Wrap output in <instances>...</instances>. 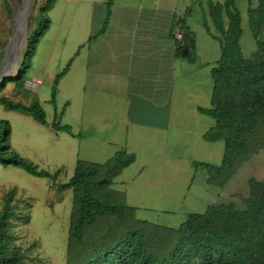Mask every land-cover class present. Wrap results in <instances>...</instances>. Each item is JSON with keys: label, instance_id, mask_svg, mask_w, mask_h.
Masks as SVG:
<instances>
[{"label": "crops", "instance_id": "crops-1", "mask_svg": "<svg viewBox=\"0 0 264 264\" xmlns=\"http://www.w3.org/2000/svg\"><path fill=\"white\" fill-rule=\"evenodd\" d=\"M107 1H56L52 26L32 60L31 68L37 70L32 78L41 81L37 91L44 93L45 75L54 82L73 61L58 86L66 106L55 121L78 139L77 165H102L122 151L135 155L111 189L125 196L139 221L178 229L189 215L205 213L237 194L234 184L240 171L218 190L208 184V172L194 166L223 161L224 143L204 140L215 121L199 111L212 104V71L221 58V44L203 26L207 18L216 34L206 0H113L105 33L92 38L104 27ZM59 7L64 21L84 23L69 32L70 42L60 29L54 40L46 39L56 26L53 14ZM186 15L196 36L195 64L178 55L172 32ZM45 40H52L47 45L50 57L38 67ZM63 43L59 54L64 56L53 58ZM166 216L168 222L179 218L180 226L165 222Z\"/></svg>", "mask_w": 264, "mask_h": 264}, {"label": "trees", "instance_id": "trees-1", "mask_svg": "<svg viewBox=\"0 0 264 264\" xmlns=\"http://www.w3.org/2000/svg\"><path fill=\"white\" fill-rule=\"evenodd\" d=\"M4 1L12 12L9 2ZM15 1L21 4L24 0ZM56 1L36 0L21 70L0 87V106L31 116L43 126L71 133L68 126L57 121L59 117L50 125L38 102L26 106L4 95L9 82L17 88L25 84L38 45L51 27L49 13ZM238 1H205L216 34L207 18L203 26L220 42L221 58L212 71L211 107L199 111L215 121L204 140L222 142L225 149L220 165L194 166L206 170L208 184L218 190L224 189L246 163L264 151V0H245L256 44L251 58L243 53V17ZM106 6L104 27L92 38L104 34L108 27L113 0H108ZM191 12L192 9L187 15ZM187 15L175 23L172 32L173 36L176 29L183 32L182 41H177L178 55L195 64L197 42L187 25ZM36 19L39 27L32 33ZM71 64L72 61L54 80L53 103L60 80ZM11 132L10 123L0 120V165L21 168L33 177L56 180L60 172L52 175L40 170L13 151ZM135 160V155L122 151L102 165L79 162L70 182L61 186L73 191L66 264H264V181L252 178L248 197L233 195L239 198L243 209L236 204H214L205 213L189 215L180 228L173 229L139 221L125 196L111 189L114 180ZM24 195L15 186L0 199V264L44 262L39 241L22 244L14 230L17 223L29 225L32 220L34 200Z\"/></svg>", "mask_w": 264, "mask_h": 264}, {"label": "rangeland", "instance_id": "rangeland-1", "mask_svg": "<svg viewBox=\"0 0 264 264\" xmlns=\"http://www.w3.org/2000/svg\"><path fill=\"white\" fill-rule=\"evenodd\" d=\"M24 1L20 4L14 0V4L17 7L16 11L19 8H22V10L25 9V5L29 0L23 6ZM238 5L244 19V35L242 38L243 53L246 58H251L252 54L256 51V44L248 24L246 13L247 2L245 0H239ZM11 9L12 12L9 11L6 2L0 0V69L7 63V61L3 63V60L11 43V39L14 33H16V11L13 10L12 6ZM61 12L63 10L59 7L53 14L56 26L52 28L51 33L48 34L46 39L52 37L50 39L54 40L60 29L63 39L70 42L69 32H72L76 27H82L84 23L81 24L82 19L64 21L62 15L58 16ZM50 16L51 13H49ZM30 20L31 16L28 22L27 39L29 37ZM33 24L32 33L39 27V19H36V22L34 20ZM27 39H25L22 47H20L23 53L27 47ZM49 43H52V40H49V42L44 41L41 56L37 60L38 67L50 57L48 53L49 47H47ZM63 45L64 43L58 45L59 47L53 58L57 56L61 58L64 56V54H59V50L63 48H60V46ZM72 46L70 44L67 47L71 48ZM46 53L49 54H47L48 57ZM21 65L22 61L19 70H21ZM34 71L32 68L28 71L23 87L17 88L14 83L9 82L4 91V95L11 98L14 102L22 103L26 106H31L34 102H38L45 110L47 121L51 125L55 122L56 117L62 115L66 103L63 95H58V92L56 103H53L54 82L49 79L48 75H45L44 78L45 83L42 87L45 89L44 93L28 89L26 83L34 80L32 76L37 70ZM17 74L18 72H15V75ZM0 120L7 121L11 125L10 145L13 151L37 165L40 170L48 171L52 175L60 172L56 180H51L48 178L33 177L18 167H5L0 165V199L8 189L16 186L22 190L25 197L34 200L30 224L17 223L14 230L18 237H20L22 244L39 241L40 256L44 260L43 264H66L70 218L73 207V191L68 189L64 190L61 186L69 183L74 176L78 162L75 159L74 151L79 141L66 130H55L48 126H43L37 123L31 116L20 112L9 111L4 106H0ZM252 178L264 181V151L255 155L241 168L237 181L234 184L237 194L243 197L249 196V182ZM217 204H236L239 209H243L239 198L234 196H226L224 200H221ZM166 220L164 221L175 227L181 224L179 223V218L171 222H168L170 221L168 218Z\"/></svg>", "mask_w": 264, "mask_h": 264}, {"label": "bare ground", "instance_id": "bare-ground-1", "mask_svg": "<svg viewBox=\"0 0 264 264\" xmlns=\"http://www.w3.org/2000/svg\"><path fill=\"white\" fill-rule=\"evenodd\" d=\"M34 5L33 0H29L26 5H25V9L22 10V8L17 10V14H16V33H15V37L10 49V53L7 59V63H5V68L2 70V73H0V77H2L3 75H5L6 73V69H8V67L12 64V57L15 55V53H19L22 48V44L23 42H25L26 38V25H27V15L29 13L30 8H32Z\"/></svg>", "mask_w": 264, "mask_h": 264}, {"label": "water", "instance_id": "water-1", "mask_svg": "<svg viewBox=\"0 0 264 264\" xmlns=\"http://www.w3.org/2000/svg\"><path fill=\"white\" fill-rule=\"evenodd\" d=\"M8 1L11 4L13 10L16 11L17 7L14 4V0H8ZM26 1L27 0L24 1L23 6H24ZM33 2H34V5H35L36 0H33ZM33 7L30 8L29 13H28V15L26 17V19H27V21H26L27 25H26V31H25L26 35H27V30H28V22H29L31 13L33 11ZM16 14H17V11H16ZM15 31H16V28H15ZM14 36H15V33H14L12 39H11V43H10V45L8 47V50H7L6 54H5L3 63H5L7 61V59H8V56H9V53H10V49H11V46H12V42L14 40ZM27 41H28V39H27ZM12 59H13L12 64L8 67V69H6L7 71H6L5 75L0 77V87L4 84L5 81H9V80L13 79L16 76L15 72L17 73L19 71L20 63H21V61L23 59V51H21L19 53H15V55L12 57ZM4 68H5V65L3 66L2 69H0V73H2V70Z\"/></svg>", "mask_w": 264, "mask_h": 264}, {"label": "built area", "instance_id": "built-area-1", "mask_svg": "<svg viewBox=\"0 0 264 264\" xmlns=\"http://www.w3.org/2000/svg\"><path fill=\"white\" fill-rule=\"evenodd\" d=\"M174 38L176 41H182L183 39V32L179 29H176L175 32H174ZM41 84V81L39 80H32V81H28L26 83V87L28 89H31L33 91H37L39 85Z\"/></svg>", "mask_w": 264, "mask_h": 264}]
</instances>
